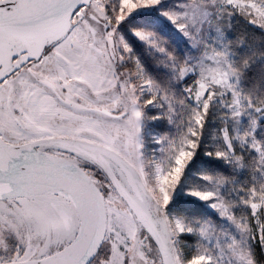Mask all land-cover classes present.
<instances>
[{"label": "snow or ice", "instance_id": "snow-or-ice-1", "mask_svg": "<svg viewBox=\"0 0 264 264\" xmlns=\"http://www.w3.org/2000/svg\"><path fill=\"white\" fill-rule=\"evenodd\" d=\"M0 264H264V0H0Z\"/></svg>", "mask_w": 264, "mask_h": 264}, {"label": "trees", "instance_id": "trees-1", "mask_svg": "<svg viewBox=\"0 0 264 264\" xmlns=\"http://www.w3.org/2000/svg\"><path fill=\"white\" fill-rule=\"evenodd\" d=\"M242 27H243V25H242V24H240V23H237V24H236V28H237V30H241V29H242Z\"/></svg>", "mask_w": 264, "mask_h": 264}]
</instances>
